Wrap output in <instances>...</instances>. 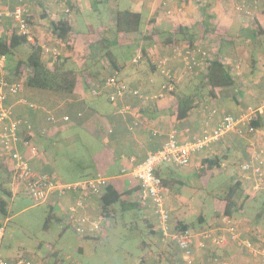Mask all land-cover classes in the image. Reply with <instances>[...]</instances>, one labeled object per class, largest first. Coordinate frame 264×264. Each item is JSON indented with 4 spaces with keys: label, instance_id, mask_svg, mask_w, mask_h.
I'll return each instance as SVG.
<instances>
[{
    "label": "crops",
    "instance_id": "crops-1",
    "mask_svg": "<svg viewBox=\"0 0 264 264\" xmlns=\"http://www.w3.org/2000/svg\"><path fill=\"white\" fill-rule=\"evenodd\" d=\"M2 1L0 4L1 11L6 10L7 7L9 8L14 2L4 0L5 5H2ZM62 1L39 0L37 3L30 4L31 14L34 17L30 23L32 35L36 40V44L48 46V48L55 45L58 48L59 52L55 57H52L51 54L47 56V54L42 53L49 65L52 62L47 59L51 57L53 62L58 58H66L68 61L66 64L78 68L83 78L85 76V80L83 82L79 81V86L71 93L33 88L25 84L28 69L13 74L12 62H7L11 79L21 82L19 93L9 96L8 103L12 105L15 116L26 119L31 125L30 130L21 128L19 133L22 142H18L17 149L27 157L33 171L48 174L59 181H61L60 175L64 173L63 176L67 178V181H61L64 184L96 176L107 178L108 184L113 185L118 191L127 193L124 202L120 203L121 209H136L145 219L149 231L157 235L155 240L142 242V246L147 247L148 251L145 256L141 257L140 264H151L154 261L159 264H187V257L174 242H162L160 240L150 203L139 201L138 181L134 177V169L149 151L160 148L166 142L167 134L170 131L174 130L176 132V137L180 142L192 140L200 136L204 129L214 127L225 114L236 115L246 107L258 108V106H262L264 104V90L259 89L260 92H255L253 89L247 90L241 84L246 79L242 77L239 71L240 80L236 77L233 85L220 87L217 98L203 99L188 112L186 117L179 119L175 113L177 93L182 90L188 91L191 85L198 81L197 78L205 73V70L203 71V68H201L200 71L190 76L193 77L190 82L183 83L181 78L185 79L189 73L182 75L178 71L182 66L179 55H176V60L170 58L167 63L176 78L174 91L166 93L155 100L125 97L124 103L129 104L131 107V111L125 115L115 113L113 105L107 102L106 98L103 100V97L99 96L104 94L95 95L91 90L98 87L103 79L114 73L117 74L118 78L119 74L121 76L120 66L116 58L117 50L112 51V45L122 47L125 42L137 43L136 55L132 58V62L139 64L140 68H142V62H145L142 50L146 49V57L153 64V67H148L146 70L144 67L141 72L145 77H140L138 71L134 73V76L130 75L132 73L124 71L125 77L119 79L133 88L138 87L145 94H153L158 91V87L163 81L156 61L165 57L167 52L172 57L174 46L182 48L185 45L194 46L199 44L209 54V60H212L214 59L213 54L221 48L222 34H224V37L225 34H228V36L232 35L234 38L237 36L239 39L247 34L249 35L253 29V24L248 18L261 24L264 20V6L254 10L255 16H247L233 10V5L237 0H67L70 9L67 14L62 12ZM127 2L132 3L136 9H131ZM101 4L105 5L103 9L99 7ZM84 8L94 9L96 16L92 20L95 19L98 24H92L84 20L87 31L77 34L73 30L77 29V20L75 21V19ZM40 10H42L40 14H35ZM119 10L137 12L141 15V20L142 11H146V23L143 28L140 21L139 31L115 34L114 24ZM35 16L39 18L35 20ZM61 18L68 20L71 26L66 41L57 38L49 27L50 21L60 20ZM0 22V36L8 35L9 28L14 26L13 23L5 17ZM178 26H182L187 30L194 28L196 33L197 29L195 27L198 28L199 32V26H201L203 38L196 36L191 44L184 38L179 41L174 38L170 42L166 41L167 36L175 32ZM261 26L264 27V24H261ZM105 31H107V36H102ZM205 36L210 37V42L205 39ZM102 39H106L103 46L106 51H110V55L100 52L99 43ZM237 45L238 43L232 48L235 50ZM231 55L227 57V55L222 54L221 58L224 63H230L232 70H235L236 62L240 64V60L229 58L232 57ZM113 65L116 67H113ZM255 68H257V65H255ZM148 70L157 73L159 77L150 75L152 73H149ZM104 97L106 96L104 95ZM246 102H250V104L255 102L256 104L250 106ZM214 110L215 112H213ZM51 115H54V121L49 120ZM64 116H68V120H63ZM137 119L139 124L133 130H130L129 125ZM23 141H27L28 144H23ZM247 144L248 138L246 135L228 132L221 136L219 140L193 153L188 165L178 166L166 162L157 166L158 176L166 182L163 186V193L166 207L170 212V227L179 228L183 224L188 225L186 220L190 218L189 197L183 194V188L190 181V170L186 168L192 165L195 166L199 178L201 180L205 179L208 171L210 175H214L218 168L230 163L229 153L240 154L243 160L247 155ZM84 150L91 155L94 162L114 163L113 176L103 175L98 171L100 168H96V171L91 175H86L84 170L88 167V164L81 160L83 159L81 155ZM68 156L72 159L66 160L65 158ZM207 159H213L214 161L209 162ZM75 171L81 172L78 178H72ZM239 174L241 175L240 170H238L237 176ZM111 178L113 180L115 178L116 183L113 184L110 181ZM237 179L234 178V180ZM238 180L242 183V196L248 195L251 198L252 191L249 187L252 181ZM78 197V192L70 190L63 195L51 194L46 202L42 203L47 206L48 211L52 209L55 212V208L57 209V213L55 212L57 221L55 222L61 224L60 235L69 226L67 218ZM83 202L84 208L78 210V212L85 214L90 220L100 221L103 231L107 229L110 226L108 220L116 211L110 206L107 210L108 214H103L101 195L88 196ZM259 208L260 206L253 207V210L257 209L258 211ZM220 210L216 207L213 209L216 222ZM196 220L202 222L204 220L203 214L200 213ZM239 220L242 223L240 224L241 232L247 236L244 233L246 229L242 226V218H239ZM251 223H253V219ZM198 226L200 227V225ZM189 227L188 225V229L192 227L190 230L196 231L194 224ZM202 228L204 227L198 229ZM93 236L95 235L84 237L93 238ZM52 249L53 254H47L48 262L53 263V260L59 259L63 264H66L64 257L61 255V249L55 246ZM192 250V264H254L251 258L236 251L232 246L212 248L207 244L202 246L200 241H194ZM39 259L35 260L38 261Z\"/></svg>",
    "mask_w": 264,
    "mask_h": 264
},
{
    "label": "built area",
    "instance_id": "built-area-1",
    "mask_svg": "<svg viewBox=\"0 0 264 264\" xmlns=\"http://www.w3.org/2000/svg\"><path fill=\"white\" fill-rule=\"evenodd\" d=\"M10 1V0H7ZM39 0H18L13 7H7L6 10H0V20L4 17L10 20L17 28V31L26 36L28 41L36 44L32 35L31 28L28 24L30 15V4L37 3ZM1 4V0H0ZM264 0H237L233 5V10L237 13L246 15L252 14L258 9ZM62 12L69 13L67 0L62 1ZM38 45V44H37ZM42 53L52 55L58 54V48L41 46ZM179 55V61L182 63L181 73H191L196 69H205L208 65L209 54L199 44L194 46L185 45L184 47L174 46L173 57ZM51 57V58H52ZM170 57H162L157 62V68L163 77V81L158 87V91L149 94L143 93L138 87L133 88L123 82L114 73L105 78L104 83L98 88H93L91 92L95 95L106 93L107 100L113 105L115 113L125 115L131 111L129 104L124 103L125 97L139 98L142 100H155L161 98L166 93L174 91L176 78L172 73L170 66L167 64ZM8 59L5 55H0V155L5 157L9 162V171L11 172V191L12 196L19 193L28 195L36 204L46 202L51 194L63 195L67 191L79 193V197L70 214L67 222L73 230L79 235H91L101 228V222L90 220L85 214L78 210L84 208L83 200L91 195H102L108 180L102 176H96L89 179H83L76 182L62 183L55 177L48 174L35 172L30 167L27 157L17 149L18 142H22L20 137L21 128L30 130V123L22 117H16L13 114L12 105L8 103L9 96L17 95L21 89L19 80L11 79ZM235 73L239 74L240 66L236 62ZM180 73V74H181ZM147 91V90H146ZM152 91V90H151ZM215 112V110L213 111ZM262 113V107H246L236 115L225 114L218 123L210 128L204 129L202 134L192 140L183 142L178 141L174 130L167 134L166 142L158 149L149 151L145 158L135 167L134 177L138 181V198L141 203H150L152 213L155 216V227L159 232L162 242L172 241L179 250L187 257V264L193 262V243L200 241L202 246L209 245L212 248H226L232 246L236 251L251 258L256 264H264V246L255 243L251 238L245 236L240 229L239 223L226 215L223 210L218 211V221L206 228L192 231L188 228L170 227V212L166 207L163 185L161 178L155 173L158 165L171 162L178 166H185L190 163L193 153L202 150L210 143L219 140L221 136L228 132L244 134L248 138L247 155L239 163L238 179L251 180L249 187L251 191L259 190L264 183V133L252 125ZM50 121H54V115L49 116ZM63 120H68L64 116ZM139 124L135 120L129 125L133 130ZM256 136L258 140L251 136ZM27 145V141H23ZM34 151V150H33ZM4 226L0 225V241L3 238ZM48 255H45L38 261L28 257L4 258L0 254V264H61L59 259L48 262ZM52 257V256H50ZM151 264H159L152 262Z\"/></svg>",
    "mask_w": 264,
    "mask_h": 264
},
{
    "label": "rangeland",
    "instance_id": "rangeland-1",
    "mask_svg": "<svg viewBox=\"0 0 264 264\" xmlns=\"http://www.w3.org/2000/svg\"><path fill=\"white\" fill-rule=\"evenodd\" d=\"M3 2L4 0L2 1V5H5ZM127 5H129L131 9H136V7L130 2H127ZM99 7L100 9H103L105 5L101 4ZM41 11L42 10L37 11L35 14L38 15ZM142 15L141 27L143 28L146 23V11H142ZM251 15L255 16V13L252 12V14L247 16ZM95 16L96 12L94 9L84 8L75 19V21L77 20V29L75 28L73 30L77 32V34L86 32L87 26L84 23V20H87V22L92 24H98L95 19L92 20ZM38 18V16L37 18L35 16V20ZM248 20L251 21V24H253L254 27L256 20H252L251 18H248ZM46 22L48 21L46 20ZM261 24H264V20ZM93 27L96 29L95 26ZM107 31H105L102 36H107ZM200 36L203 38L202 35ZM205 39H208L207 41L209 42L211 40L210 37L207 36H205ZM260 40L259 44H254L250 40L238 43L236 49L234 50V57H229L233 58V60H240V72L242 77L246 79L245 82L241 84L247 90L253 89L255 92L264 90V36H262ZM137 47L138 44L135 42H125L122 47L112 45V51L117 50L116 58L118 59V64L120 66L119 72H121V76L119 74V78L125 77L124 71L132 73L130 74L131 76H134V73L138 71L140 77H145L141 71L144 70V67L145 70L148 68L147 63L142 62V68H140L139 64L132 62V58L136 55ZM29 51L30 49L27 44H21L17 48V55L20 58H25ZM100 52L104 53L102 50H100ZM119 53L120 55H118ZM225 53H227V57L231 55L229 48L225 50ZM216 54L217 53L213 54L214 58ZM165 56L176 60V58L173 56L171 57V54L168 52ZM253 58L256 61H253ZM169 61L170 59L168 62ZM10 62L14 65L15 56H12ZM255 65H257V68H255ZM67 67L72 66L68 65ZM181 70L182 69L180 68L178 71L181 73ZM254 70L255 72L253 73ZM198 71L200 70L196 69L189 74L187 73L188 75L185 79L181 78V81L183 83L190 82L193 78L190 76ZM149 73H152L150 75L159 77L157 73L151 71H149ZM235 75L240 80V73H235ZM102 94L106 96V93ZM104 95L99 96L103 97V100H105V98L107 100V97H104ZM246 103L250 106L251 104H256L255 102H251V104L250 102ZM258 107H262V110H264V104ZM258 130L263 131L264 133V127L261 129L258 128ZM251 137L258 140L256 136ZM229 155V164L218 168L214 175H210L208 171L206 178L202 180L199 178L198 171H196L197 169L195 166L192 165L186 168L190 170V181L188 185L183 188V194L188 195L191 206L189 210L190 218L186 221L190 227L194 224L195 230H198L200 227L206 228L208 225L211 226L215 224L216 218L213 213V209L215 207L222 209L223 206V201L219 198V196L227 190L234 178H238L237 172L239 169V163L242 161L241 155L234 154L232 152L229 153ZM81 156L83 157V159H81L82 162L88 164V167L84 170L86 175H91L96 171V168H100L98 171L103 173V175L113 176V170L115 169L114 163L105 161L94 162V160L91 159V155L88 154L86 150H84ZM65 159L71 160L72 158L68 156ZM8 164L9 163L6 161L5 157L0 155V181L10 178L11 182V172H9V167L7 166ZM80 174L81 172L75 171L74 174H72V178H78V175ZM63 175L65 174L62 173L60 175V179L62 182H65L67 181V178ZM110 181L113 184L116 183L115 178L114 180L111 178ZM204 183L206 184L204 185ZM4 186L9 187V183L5 181ZM251 196L252 197L249 198V200L245 201L243 207L244 210L240 212V216H238L235 221H237L240 226L242 223H240L239 218H242V226L246 229L244 230V233L255 243H259L264 246L263 222L257 223L256 225L254 222L251 223L254 218L253 216L257 212V209L253 210V207H259L264 197V183L259 190L252 191ZM8 201V215L5 217L0 214V220L4 226L3 238L0 241V254L5 259L18 257L39 259L47 254L52 255L54 252L52 248L55 246L56 248L61 249L60 252L64 257L66 264H140L141 257L145 256L148 251L147 247L142 246V242H149L157 238L155 233H151L149 231L145 219L140 212L136 209L123 210L121 209L120 203H114L111 205L116 213H113L111 218L108 220L110 222V226L107 229H104V231L101 227L98 232L92 233L91 235H95L93 238H85L84 235L77 234L70 225L67 226L62 235H60V231L62 230L61 224H58L55 221L51 223L50 227L45 229L43 225L48 213L47 206L43 204H36L28 195L24 193L18 194L15 197L12 196ZM55 212L57 213L56 208ZM200 213L204 216V220L202 222H198L196 220ZM198 225H200V227Z\"/></svg>",
    "mask_w": 264,
    "mask_h": 264
},
{
    "label": "trees",
    "instance_id": "trees-1",
    "mask_svg": "<svg viewBox=\"0 0 264 264\" xmlns=\"http://www.w3.org/2000/svg\"><path fill=\"white\" fill-rule=\"evenodd\" d=\"M11 1H14L11 7L18 3V0H10V2ZM261 6H264V4ZM32 18L33 15L30 11V15L28 16L29 26L32 22ZM140 21L141 15L139 13L129 10H119L115 18L114 32L115 34L137 32L140 29ZM49 25L51 32L57 38L62 41L67 40V37L71 31L70 22L68 20L61 18L60 20L50 21ZM195 28L197 29V33L195 32L194 28L187 30L182 26H178L175 32H172L167 36L166 41L170 42L173 40V38L179 41L181 38H184V40L187 39V41L191 44V42L194 40V37L201 35L202 27L199 26V32L198 28ZM252 28L253 29L251 33L249 35H245V37H240L241 39L237 38V36H235V38L232 35L228 36V34H225L226 36L224 37V34H222L223 39L221 40V48H219L215 58L208 62V65L204 69L205 73L197 78L198 81L192 84L188 91L182 90L177 93L175 101V113L177 118L180 119L186 117L188 112L192 108L196 107L201 101H203V99L217 98L219 96L220 87L230 86L235 83V70H232L230 63H224L221 56L222 54L226 56L227 53H225V50L229 48V51L232 52L231 56L234 57L235 52L232 47L235 46L236 43H241L245 40H250L254 44H259L261 41L260 38L264 36V27L255 21L254 27ZM104 41H106V39H102L99 43V50H103L105 55H110V51H106L104 49ZM21 44H27L30 49L25 58H20L17 55V48ZM1 54L5 55L8 61L12 59V56H15L14 65L12 64L13 74L19 73L26 68L28 69V75L26 77L25 84L29 87L71 93L79 86V81L83 82V80H85V76L83 78V75L78 70V68L74 67L73 65H70L72 67H67L68 65L66 62L68 61L66 58H58L54 62L53 58L47 59L48 61L52 62V64L49 65L42 56L41 46L29 42L26 36L21 35L17 31L15 26L9 28L8 35L0 36V55ZM142 54L145 56L143 60L147 63L148 67H153V64L146 57V49L142 50ZM113 67L116 66L113 65ZM104 81L105 79H103L98 85L101 86ZM263 117L264 110H262V113L259 114L257 119L252 122V125L259 129L263 128ZM213 159H207V161L212 162L214 161ZM155 173L157 174V172ZM5 181L9 183V187L4 186ZM161 181L162 185L164 186L166 183L165 180L161 178ZM241 186L242 183L238 179L234 180L228 186L227 190L221 196H219V198L223 201L221 210H223L226 215L230 216L234 220L240 215V212L244 210V203L249 198L248 195L242 196ZM126 195V192L118 191L113 185L108 184L101 195V207L103 214H108V207H110L112 204H122ZM10 197H12L10 178H6V180L0 181V214L5 217L8 215V200ZM53 221H57V215L51 209L48 211L45 218L43 225L44 228L47 229ZM253 222L255 225L260 222H263L264 224V197L260 204V208L253 218ZM0 225H2L1 220ZM179 228H188V225L183 224L182 226H179Z\"/></svg>",
    "mask_w": 264,
    "mask_h": 264
}]
</instances>
